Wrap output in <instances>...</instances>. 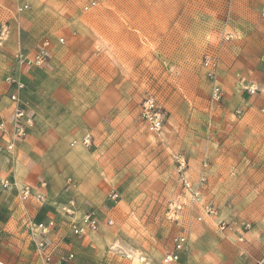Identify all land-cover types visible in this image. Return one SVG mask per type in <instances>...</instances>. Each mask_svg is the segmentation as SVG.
I'll return each instance as SVG.
<instances>
[{
	"label": "rangeland",
	"instance_id": "rangeland-1",
	"mask_svg": "<svg viewBox=\"0 0 264 264\" xmlns=\"http://www.w3.org/2000/svg\"><path fill=\"white\" fill-rule=\"evenodd\" d=\"M85 1L0 0V48L18 47L26 35L37 42L33 55L50 42L42 66L24 67L0 51V100L7 94L4 78H18L35 116L34 131L13 153L0 154V179L44 183V195L68 193L63 204L71 199L95 212L100 226L84 235H73L62 215L55 216V232L62 233L52 232L47 242L67 246L70 261L163 264L172 236L186 233L190 245L182 259L189 264H264V112L243 88L246 80L264 79L255 6L250 0H102L84 10ZM206 56L219 63L224 96L218 104L210 102ZM147 95L164 116L157 134L139 117ZM1 110L0 121L9 124ZM85 133L87 147L79 140ZM179 158L189 189L176 173ZM0 189L3 215L16 210L35 217L33 197L21 200L16 189ZM32 238L27 228L3 235L6 264H40Z\"/></svg>",
	"mask_w": 264,
	"mask_h": 264
},
{
	"label": "built area",
	"instance_id": "built-area-1",
	"mask_svg": "<svg viewBox=\"0 0 264 264\" xmlns=\"http://www.w3.org/2000/svg\"><path fill=\"white\" fill-rule=\"evenodd\" d=\"M102 0H90L87 5L83 7L84 10L95 6ZM27 8V4L23 3L17 7V10L23 11ZM259 18L262 20V34L264 37V0L260 1ZM231 38V35L226 34L225 39ZM59 41H63L62 38ZM49 40L42 41L37 47L33 55L26 53H18L16 61L24 67L42 66L48 57ZM203 65L207 69V77L211 83L210 102L218 104L223 100V90L217 76L218 60L216 57L206 56L203 61ZM4 82L8 87H11L13 91L9 95V100L12 103V114L9 124L5 121H0V134L2 138H5V142L0 144L1 153H13L16 149V143L25 139L30 130L34 128L35 116L30 107L21 97V91L24 88L23 82L20 79L11 75H7L4 78ZM244 90L250 95L263 92L264 89H259L256 85H244ZM264 112V108L260 109ZM237 114L240 110L235 111ZM140 120L144 123L145 128L152 134H157L161 131L164 124V116L156 100L153 96L147 95L141 102L139 111ZM80 142L86 147L90 145L91 136L89 133H85L79 138ZM77 139L70 142L73 146L77 143ZM206 164L204 163L203 166ZM176 173L179 177L181 184L186 188H190V183L186 176L185 161L183 158H179L176 166ZM202 180V178H201ZM0 187L6 189H16L18 197L21 200L34 198L39 202L45 200L43 193L44 183L40 185L31 186L27 184H19L15 179L5 178L0 179ZM191 194L194 195L193 199H196L197 192L191 190ZM111 199L116 201L117 193H112ZM62 219L66 220L70 232L73 235H84L89 231H96L100 223L94 211L89 209H80L75 205L73 200L67 201L62 205ZM108 224H112L113 220L108 219ZM58 228L56 218H48L47 220L39 221L33 224L30 228L32 239L34 241V252L40 261V264H70V260L74 254L69 252L65 257H61L57 263L53 262V250L55 247H50L47 244L48 235L54 232ZM63 238L61 239V241ZM189 243V237L186 233H177L171 238L170 249L164 254L162 258L163 264H189L188 260L182 259L181 254L186 249Z\"/></svg>",
	"mask_w": 264,
	"mask_h": 264
},
{
	"label": "crops",
	"instance_id": "crops-1",
	"mask_svg": "<svg viewBox=\"0 0 264 264\" xmlns=\"http://www.w3.org/2000/svg\"><path fill=\"white\" fill-rule=\"evenodd\" d=\"M89 1L90 0L85 1L84 4L87 5L89 3ZM250 1L255 6V8L257 10V20L260 23L261 34H262V20L259 18V8H260V1L261 0H250ZM262 39L264 41L263 34H262ZM21 42L23 44H20L18 47L17 46H11L12 45L11 44V45H7V46H3V48H0V51L4 52L3 53L4 57L6 55V56H9L11 58H15L18 53L24 52L26 54H31L34 51V46L37 43V42L33 43L32 39H30V37H28L26 35L22 38ZM56 43L57 42L52 43L51 46H53V47H51V49L54 50ZM53 62H54L53 59H51V61H50L51 65ZM37 68H40V67H37ZM45 68L46 67H44L43 69L40 68L39 70L38 69L37 70L39 72H41L40 73L41 75L47 77L48 76V73H47L48 70H45ZM263 70H264V66H263ZM254 79H255L254 80L255 82H253V84L251 81H248V80H246V84L247 85H250V84L256 85L257 87H259V89H264V79H261V77L254 78ZM2 90H3V92H6L7 94H6V96H4V98H2L0 100V107L3 109V110H1V109L0 110L3 112L6 111V113H8L9 116H11V114H12V103L9 100V95L13 91V89L9 88L8 86L5 85L4 87L2 86ZM21 97L24 100V93L23 92H21ZM252 98H254L255 100L258 101V104L260 105L259 109L264 108V91L252 95ZM0 114H1V112H0ZM34 128H35V126H34ZM34 128L32 130H30L29 134L34 131ZM4 142H5V138H2L1 134H0V144H3ZM18 142L16 143V145L18 144ZM45 195H46V197H45V200L43 202L33 200V203L37 205V209H38V211L35 213L36 215H34L35 216L34 218L32 217V215H29V214H27V215H16V210H11L10 215H3L2 212L0 211V238L3 235L7 234L8 231L9 232L12 231L13 234H16V232L18 233L19 231L21 232V230L24 231L26 228L29 231L30 228L33 227V224H35L39 221H42V220H47L48 218H53V217L55 218V216L57 214H60V207L63 204L64 200H66V196L68 195V193H67V195H64V193H59V195H57L55 192H53L51 190H49V191L46 190ZM2 201H3V193L0 192V205L3 204ZM44 207H46L45 212L42 211ZM27 212L30 213L29 211H27ZM59 226L60 225H58V227ZM66 226H68V225L66 224ZM67 228L69 229V227H67ZM67 228H65L64 232H66L68 230ZM224 231H226V230H224ZM254 231L256 232V229H254ZM55 233H57L59 235L62 232H61V230H59ZM52 236L56 237L55 235H52ZM57 241H56V243L54 241H52L50 243L47 242V244L50 247H53V246L55 247V249L53 250V262L54 263L58 262L59 257L60 258L64 257L65 255H67L69 253V252L68 253L66 252L67 246L63 245L60 241H58V242ZM32 242L34 245L33 240H32ZM189 245H190V243L188 244V247H189ZM33 250H34V248H33ZM34 254H35V252H34ZM183 256H185V254L184 255L181 254V257H183ZM244 258H246V257L244 256ZM5 261L6 260H4V257H2L0 255V264H6L7 262H5ZM69 263L70 264H80L78 259L76 261H70ZM36 264H39V263L36 262ZM228 264H230V263H228Z\"/></svg>",
	"mask_w": 264,
	"mask_h": 264
}]
</instances>
